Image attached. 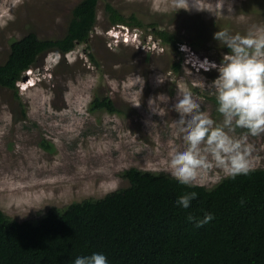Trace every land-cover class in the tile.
Returning a JSON list of instances; mask_svg holds the SVG:
<instances>
[{
  "label": "rangeland",
  "instance_id": "rangeland-1",
  "mask_svg": "<svg viewBox=\"0 0 264 264\" xmlns=\"http://www.w3.org/2000/svg\"><path fill=\"white\" fill-rule=\"evenodd\" d=\"M80 1L0 0V64L12 41L31 31L40 39L63 37ZM107 2L143 26H127L126 34L110 24ZM210 2L221 6V0H188V5L184 0H102L89 47L40 56L18 82L19 98L0 87V209L5 214L37 223L51 209L127 187L122 172L129 168L168 174L163 171L167 154L181 146L170 127L177 116L172 107L177 91L190 90L202 110L219 119L208 88L218 72L196 70L191 54L219 64L228 50L213 38L216 31L227 27L243 34L250 25H264V0H225L221 11L228 15L231 4L232 15L218 18L196 9ZM153 29L176 34L187 47L180 45L176 53ZM161 94L169 100L161 102L158 115L149 101ZM105 96L119 112L90 109L95 97ZM248 143L252 168H264V134L249 136ZM219 175L204 177L207 188L221 180L212 183Z\"/></svg>",
  "mask_w": 264,
  "mask_h": 264
},
{
  "label": "trees",
  "instance_id": "trees-1",
  "mask_svg": "<svg viewBox=\"0 0 264 264\" xmlns=\"http://www.w3.org/2000/svg\"><path fill=\"white\" fill-rule=\"evenodd\" d=\"M100 1L81 0L61 38L40 39L31 31L12 41L0 64V87L19 98L17 84L40 56L89 47ZM105 11L112 25L143 26L110 2ZM152 32L180 53V37L166 30ZM90 109L119 112L109 96L95 97ZM122 177L127 187L51 209L37 223L18 221L0 209V264H73L77 256L93 252H103L109 264H264V168L221 179L212 188H189L169 174L135 167L124 170ZM190 191L197 193L191 206H176L177 197ZM206 212L214 218L203 227L186 219L190 213L202 218Z\"/></svg>",
  "mask_w": 264,
  "mask_h": 264
},
{
  "label": "clouds",
  "instance_id": "clouds-1",
  "mask_svg": "<svg viewBox=\"0 0 264 264\" xmlns=\"http://www.w3.org/2000/svg\"><path fill=\"white\" fill-rule=\"evenodd\" d=\"M184 3L188 5V0ZM224 3L225 0H221L219 9L211 2L208 8L196 9L208 11L217 18L218 14L220 17L232 15L231 4L228 5L229 14L222 13ZM180 8L187 9L188 6ZM120 26L129 33L127 26ZM112 36L119 39L120 35L115 32ZM213 38L229 50L219 64H211L218 76L208 88L214 97L219 119L202 110L200 99L188 89L178 90L172 104L177 116L170 127L181 146L168 152L163 171L178 184L189 188L207 187L204 177L213 172L220 174L213 184L219 179L249 174L253 168L250 160L252 145L248 143V137L264 134V25H250L243 34L233 33L227 27L220 28ZM159 82L162 80L158 78ZM168 100L163 94L150 100L151 111L161 115L160 104ZM237 129L246 131L237 136L234 134ZM196 197L195 191L185 192L174 203L188 209ZM213 218V214L207 212L202 218L191 213L186 217L196 228L203 227ZM73 264H109V260L103 252H93L77 256Z\"/></svg>",
  "mask_w": 264,
  "mask_h": 264
},
{
  "label": "built area",
  "instance_id": "built-area-1",
  "mask_svg": "<svg viewBox=\"0 0 264 264\" xmlns=\"http://www.w3.org/2000/svg\"><path fill=\"white\" fill-rule=\"evenodd\" d=\"M182 47L186 48L185 45H183ZM191 56L193 57V62H194V68L196 70H206L209 71L212 69L211 64L214 62V60H211L209 57H205V58H201L199 56H196L193 54H191Z\"/></svg>",
  "mask_w": 264,
  "mask_h": 264
},
{
  "label": "bare ground",
  "instance_id": "bare-ground-1",
  "mask_svg": "<svg viewBox=\"0 0 264 264\" xmlns=\"http://www.w3.org/2000/svg\"><path fill=\"white\" fill-rule=\"evenodd\" d=\"M27 88V87H26Z\"/></svg>",
  "mask_w": 264,
  "mask_h": 264
}]
</instances>
